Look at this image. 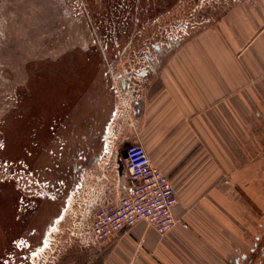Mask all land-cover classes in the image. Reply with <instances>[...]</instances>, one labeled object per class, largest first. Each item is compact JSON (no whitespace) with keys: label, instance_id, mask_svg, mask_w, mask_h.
Instances as JSON below:
<instances>
[{"label":"rangeland","instance_id":"rangeland-1","mask_svg":"<svg viewBox=\"0 0 264 264\" xmlns=\"http://www.w3.org/2000/svg\"><path fill=\"white\" fill-rule=\"evenodd\" d=\"M219 1L0 0V145L2 140L6 143L0 151V220L5 225L0 238L2 231L15 238L8 248L9 264L86 263L93 253L80 251L77 223L90 209L88 204L99 203L100 195L112 193L117 182L100 145V154L82 165L71 149L61 148L58 138L51 157L56 172L50 178L31 169L32 158L22 164L24 148H32L36 120L49 121L56 111L58 123L65 111L72 110L73 117H80L69 128L76 132L72 133L76 140L98 133L108 151L117 147L121 157L129 145L124 139L133 124V102L142 98L144 82L156 77L154 72L170 54H160L155 47L182 45L194 32L207 28L227 8ZM142 70L147 73L141 75ZM90 126L97 127L95 133L86 130ZM258 140L257 154L253 150L249 157L259 158L255 170L263 176L260 196L247 201L250 228L264 220V135ZM37 152L36 165L43 170L45 151ZM71 160L72 167L63 165ZM6 209L12 215H3ZM34 220L47 222V227L52 224L50 236L43 248L17 260L11 252L24 244L17 235L23 233V224Z\"/></svg>","mask_w":264,"mask_h":264},{"label":"crops","instance_id":"crops-1","mask_svg":"<svg viewBox=\"0 0 264 264\" xmlns=\"http://www.w3.org/2000/svg\"><path fill=\"white\" fill-rule=\"evenodd\" d=\"M223 3L220 17L146 79L133 105L127 139L172 184L174 227L159 236L138 222L80 249L93 253L83 264H234L244 251L247 201L260 196L263 176L255 166L264 135V0ZM120 155L108 167L123 191L129 181Z\"/></svg>","mask_w":264,"mask_h":264},{"label":"built area","instance_id":"built-area-1","mask_svg":"<svg viewBox=\"0 0 264 264\" xmlns=\"http://www.w3.org/2000/svg\"><path fill=\"white\" fill-rule=\"evenodd\" d=\"M103 149L102 155L110 160L106 163H115L118 148L108 151L104 145ZM123 154L129 186L122 191L117 182L112 193L100 195L99 203L88 204L90 209L80 216L75 232L83 249L96 247L138 222L145 223L159 236L167 234L176 223L172 210L178 200L169 179L151 164L140 144L129 143Z\"/></svg>","mask_w":264,"mask_h":264},{"label":"flooded vegetation","instance_id":"flooded-vegetation-1","mask_svg":"<svg viewBox=\"0 0 264 264\" xmlns=\"http://www.w3.org/2000/svg\"><path fill=\"white\" fill-rule=\"evenodd\" d=\"M175 38V37H174ZM180 38V36H179ZM174 41H179V39L176 40H171V42ZM173 44V43H172ZM175 44V43H174ZM180 45H172V46H164L163 48L155 47L158 49V51H161L160 54H168L173 52L177 47ZM141 74H146L147 70H142L140 72ZM83 113V112H82ZM73 112L72 110L70 111H65L64 115L61 116L60 122L57 123V116H56V111L53 113V117L50 118L51 120L48 121V119H43L39 117L36 120V132L34 136L32 137V148H24L23 152V157H22V164H25V160L27 161L28 158H32V170L36 173L39 171L43 172V177L47 174V178L51 176L52 174H55L56 168L54 167V162L51 157H53V154H55L56 151V146H57V140L58 138L61 139V148H68L71 149L73 152V157L76 159V162H82L80 164L84 165L87 160L90 159V157H95L99 155L97 153L98 146L100 145L99 149H103V140L101 139L100 135L97 133L96 135L94 134L93 137L88 139L86 136H80V139L76 140V137L72 136V133H76L75 131H71V123L75 119H77L78 116L73 117ZM83 115V114H82ZM86 117V116H85ZM80 119V117H78ZM81 127V125H80ZM79 129V128H78ZM97 127L90 126L87 127L86 130L91 133ZM44 130V131H42ZM103 130V129H102ZM99 132V131H98ZM44 133L42 136L39 138L37 137V134ZM76 140V141H75ZM42 141H44L42 143ZM124 141L128 142V139L125 138ZM123 143V142H122ZM130 142H128L129 144ZM74 145V146H73ZM6 148V143L4 140H2V144L0 145V151H4ZM30 148V149H29ZM41 148V151L44 152V157L41 158L43 161L44 159V168L43 170H38V167L40 165H36V163L39 162V153H35L36 150H39ZM63 150V149H61ZM65 151V150H64ZM75 154V156H74ZM47 157V158H46ZM69 157V155H68ZM92 157V158H93ZM53 162V163H52ZM74 162L71 160L70 162H65L63 165L68 166H73ZM81 167V166H80ZM29 168V167H27ZM50 178V177H49ZM51 180H47L46 182H50ZM54 182V181H53ZM52 183V182H51ZM53 201H49V203L52 205ZM54 205V204H53ZM49 206V205H48ZM7 211V212H6ZM3 211V215H12V212L8 211ZM49 215V214H48ZM41 216V215H40ZM37 219V216L35 217ZM35 219V220H36ZM32 222V223H25L22 226L25 227L23 229V233L17 235L20 236V238L23 240L22 243L23 246L22 248L18 249L11 253L12 257L16 256L17 260H21L22 257L27 258L29 256H32L34 250L36 249H41L44 247L46 243V238L50 236V229L52 228V224L48 225L47 227V222L45 223H37V222ZM21 226V224H19ZM5 225L1 223L0 220V228H3ZM1 232V231H0ZM254 232V234H253ZM49 233V234H48ZM251 235V236H250ZM250 238L248 237L247 241L244 243L245 245L243 246V252L242 254L238 257L237 260L234 261V264H264V220H260L256 223L255 227H252L249 233ZM252 237V238H251ZM15 238H10L8 233L6 231H2L1 233V238H0V244L4 246V249L0 248V264H9L11 257L9 255V246H11V243L14 242ZM48 242V241H47ZM15 243V242H14ZM2 246V247H3ZM18 251V252H17ZM22 256V257H21ZM55 263V262H54ZM13 264V263H12ZM28 264V263H27Z\"/></svg>","mask_w":264,"mask_h":264},{"label":"water","instance_id":"water-1","mask_svg":"<svg viewBox=\"0 0 264 264\" xmlns=\"http://www.w3.org/2000/svg\"><path fill=\"white\" fill-rule=\"evenodd\" d=\"M138 75H139V74H138ZM121 84H122V86H124V80L122 81V83H121Z\"/></svg>","mask_w":264,"mask_h":264}]
</instances>
